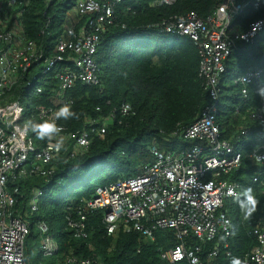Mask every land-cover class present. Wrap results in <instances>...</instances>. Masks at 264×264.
Returning <instances> with one entry per match:
<instances>
[{
    "label": "built area",
    "instance_id": "1",
    "mask_svg": "<svg viewBox=\"0 0 264 264\" xmlns=\"http://www.w3.org/2000/svg\"><path fill=\"white\" fill-rule=\"evenodd\" d=\"M127 1L76 0L67 11L69 22L62 34L50 40L49 21L40 28L37 39L24 35L21 16L29 0H0V264H27L24 241L29 221L15 209L16 180L49 175V164L60 151L66 149L74 157L87 149L94 136L104 134L108 123H121L123 117L133 114L127 103L106 114L96 107L94 115L83 117L75 130L57 120L63 132L52 140H40L25 130L29 121L52 120L59 107L71 106L69 91L76 84H100L96 53L102 36L116 23V7ZM175 1L157 0L154 4ZM250 1L217 0L204 19L187 12L168 15L154 24L159 33L187 36L193 41L207 104L191 124L172 132L185 146L169 151L152 146L151 163L142 165L134 176L97 187L94 196L77 207L76 218H68L75 237L87 238L86 217L98 210L108 235L122 227L138 231L151 242L157 231L170 230L173 243L157 248L159 257L169 264H222L217 261L220 255L231 257V219L226 206L231 199L242 198L246 187L226 176L239 172L247 159L249 170L253 169L249 182L264 191V138L253 146L250 143L264 137V86L253 103L248 88L264 81V64L231 78L243 98L233 108V114L243 121L237 133L224 137L216 121L225 84L221 80L225 60L239 42L253 44L264 33V18L251 21L244 31H227ZM43 95L49 96V104L33 102ZM247 144L249 148L243 149ZM40 195L41 189H33L27 205L30 213L38 210ZM35 225L41 232L42 256L55 254L58 244L47 233L45 223L37 221ZM248 233L255 244L230 264L237 260L240 264H264V215L255 219ZM60 264L102 262L97 256L67 257Z\"/></svg>",
    "mask_w": 264,
    "mask_h": 264
},
{
    "label": "trees",
    "instance_id": "2",
    "mask_svg": "<svg viewBox=\"0 0 264 264\" xmlns=\"http://www.w3.org/2000/svg\"><path fill=\"white\" fill-rule=\"evenodd\" d=\"M155 1L129 0L116 7V23L102 36L96 53L100 84H76L69 95L77 118L60 119V123L75 130L83 117L94 115L96 107L106 114L122 103L129 104L133 114L123 117L121 123H108L105 133L94 136L87 149L74 157L66 149L60 151L49 164L52 169L49 175L17 179L14 184L18 188L15 209L29 221V233L24 241L27 264H60L67 257L90 256L99 257L102 264H169L157 251L159 246L173 243V233L168 229L157 231L151 242L144 240L138 231H124L122 227L108 235L102 212L98 210L86 217L87 238L75 237L68 225V218H76L77 207L91 199L97 187L134 176L142 165L151 163L152 146L164 151L185 146L186 142L172 132L191 124L207 104V95L198 77V55L193 41L187 36L159 33L154 24L168 15L187 12L204 19L214 10L217 0H176L171 5L154 4ZM75 2L29 0L21 16L24 35L37 39L40 28L49 21L48 31L52 36L49 39L57 38L67 26V11ZM257 18H264V0H251L231 21L227 31H244ZM263 64L264 33L253 44L239 42L225 60L221 78L225 84L216 117L224 137L237 133V128L243 125L239 116L233 114L234 106L242 103L243 98L231 78ZM263 86L264 81H260L248 87L250 102H255L257 98L253 97L261 93ZM33 102L49 104V96L33 98ZM262 138L252 140L251 146ZM248 148L249 144L243 147ZM249 165V160L244 159L239 172L226 177L253 189L258 200L257 210L250 219L244 220L237 199L229 201L226 207L231 219V257L226 259L220 255L217 261L222 264H230L255 244L248 231L255 219L264 215V191L249 182L253 170H249ZM35 188L41 189V195L38 210L30 213L27 202ZM37 221L45 223L47 233L58 244L57 252L51 256H42L40 252L41 232H34Z\"/></svg>",
    "mask_w": 264,
    "mask_h": 264
},
{
    "label": "clouds",
    "instance_id": "3",
    "mask_svg": "<svg viewBox=\"0 0 264 264\" xmlns=\"http://www.w3.org/2000/svg\"><path fill=\"white\" fill-rule=\"evenodd\" d=\"M70 118H77L76 113L71 109L70 105L65 104L59 107V109L55 112L54 119L43 120L40 122L29 121L25 130L34 133L40 140H52L57 137L58 134L63 132V128L58 125L56 121L60 119L68 120ZM56 147L59 148L60 144L58 143ZM241 195L243 197L242 199L240 196L236 197L237 203L241 213L243 214V219L248 220L257 210L258 200L251 187L244 189ZM193 264H196V262L193 261ZM234 264H240V262L237 260L234 261Z\"/></svg>",
    "mask_w": 264,
    "mask_h": 264
},
{
    "label": "rangeland",
    "instance_id": "4",
    "mask_svg": "<svg viewBox=\"0 0 264 264\" xmlns=\"http://www.w3.org/2000/svg\"><path fill=\"white\" fill-rule=\"evenodd\" d=\"M24 106H26L25 101H24ZM27 205H28V202H27ZM46 221L49 223L48 219ZM37 230H38V228H37V226H35L34 232H37ZM38 243H41V240H38Z\"/></svg>",
    "mask_w": 264,
    "mask_h": 264
}]
</instances>
